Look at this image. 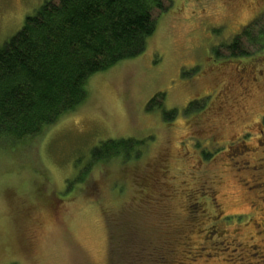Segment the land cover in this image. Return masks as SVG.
Wrapping results in <instances>:
<instances>
[{
  "label": "rangeland",
  "instance_id": "1",
  "mask_svg": "<svg viewBox=\"0 0 264 264\" xmlns=\"http://www.w3.org/2000/svg\"><path fill=\"white\" fill-rule=\"evenodd\" d=\"M49 1L0 0V47ZM163 7L141 55L89 78L39 137L0 149V264H134L129 245L264 264V0ZM234 39L246 56L231 58ZM127 138L147 143L138 161L85 174L95 147Z\"/></svg>",
  "mask_w": 264,
  "mask_h": 264
},
{
  "label": "trees",
  "instance_id": "2",
  "mask_svg": "<svg viewBox=\"0 0 264 264\" xmlns=\"http://www.w3.org/2000/svg\"><path fill=\"white\" fill-rule=\"evenodd\" d=\"M165 1L169 0H51L26 17L21 29L0 47V149L14 152L39 137L77 109L89 78L141 55L155 31L152 14L165 11ZM244 33L250 38L249 30ZM225 47L231 58L246 56L238 39ZM162 96L147 107L157 106ZM159 105L161 110L160 101ZM173 113L167 116L162 110L165 119H174ZM146 144L133 138L103 142L92 150L85 174L100 162L138 161ZM131 248L134 264H182L168 246L134 253Z\"/></svg>",
  "mask_w": 264,
  "mask_h": 264
}]
</instances>
